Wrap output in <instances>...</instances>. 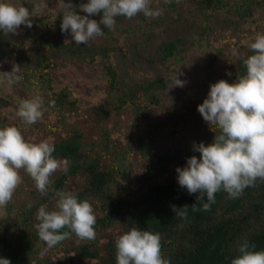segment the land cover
Wrapping results in <instances>:
<instances>
[{
  "label": "trees",
  "instance_id": "1",
  "mask_svg": "<svg viewBox=\"0 0 264 264\" xmlns=\"http://www.w3.org/2000/svg\"><path fill=\"white\" fill-rule=\"evenodd\" d=\"M64 2L69 0L26 6L32 27L21 25L8 34L0 30V128L16 126L28 142L47 140L61 164L45 194L20 170L21 184L0 207V257L10 264H117L115 241L132 227L159 233L161 255L169 264H231L244 241L250 251L264 250V180L257 179L237 198L217 192L205 211L196 199L199 193L182 188L176 172L190 156L200 157L194 143L208 145L220 134L197 106L212 83H233L246 75L244 61L253 54L249 45L264 34V0H153L150 8L161 15L117 16L112 29L102 25L104 35L84 45L61 31ZM87 2L71 0L77 11ZM102 15L90 19L99 22ZM130 47L137 60L168 74L154 77L133 61L121 75L114 57L119 52L126 57ZM194 50L201 66L188 73L183 62ZM85 65L100 74L94 103L83 102L73 82L58 76L59 69ZM15 66L19 71L12 73ZM181 70L190 82L199 71L209 80L198 79L199 92L175 86L169 93ZM37 96L46 111L36 123L25 124L17 116L19 105ZM118 155L128 161L127 169ZM58 191L92 205L95 239L73 233L48 248L39 238L38 209L56 210ZM185 205L186 217L176 215L173 206Z\"/></svg>",
  "mask_w": 264,
  "mask_h": 264
},
{
  "label": "clouds",
  "instance_id": "2",
  "mask_svg": "<svg viewBox=\"0 0 264 264\" xmlns=\"http://www.w3.org/2000/svg\"><path fill=\"white\" fill-rule=\"evenodd\" d=\"M150 2L88 0L80 4L77 11L69 0L64 2L61 31L70 32L76 45H84L104 35L102 25L112 29L117 16L131 19L140 13L151 18L161 15L159 9L150 8ZM101 12L99 22L90 19ZM30 17L32 14L27 7L0 0V30L4 33H17L21 25L32 27ZM249 47L253 54L244 61L246 75L233 83L224 79L212 83L206 98L197 106L203 119L220 129V134L215 135L214 141L208 145L194 143L193 150L198 151L200 157L192 155L187 158L185 167L176 168L179 185L189 194L198 192L196 199L205 211L215 202L217 192L223 190L229 197L237 198L257 179L264 180V34H257ZM18 71L19 66H15L11 72ZM184 84L176 73L172 87H183ZM49 106L54 107V102ZM44 111V101L37 96L21 101L17 116L30 125L40 120ZM54 151V145L47 140L39 143L26 141L16 126L0 128V207L11 201L21 184V169L34 179L42 194L48 192L52 184L50 177L61 167L52 156ZM56 195L59 197L56 210L49 211L47 205L38 209L36 228L39 238L48 248L55 247L73 233L81 240L95 239L96 215L92 205L87 200H78L71 192L58 191ZM196 206L192 205L193 210ZM27 207L31 209L32 204ZM173 210L178 216L187 215V205L182 208L173 206ZM65 228L68 231H62ZM115 245L117 264H169L161 255L159 233L132 227L117 237ZM251 247L255 248V245ZM249 248V242L244 241L239 246L240 255L231 264H264V250L250 251ZM0 264H10V260L0 257Z\"/></svg>",
  "mask_w": 264,
  "mask_h": 264
},
{
  "label": "rangeland",
  "instance_id": "3",
  "mask_svg": "<svg viewBox=\"0 0 264 264\" xmlns=\"http://www.w3.org/2000/svg\"><path fill=\"white\" fill-rule=\"evenodd\" d=\"M17 7L20 6H34L38 7L40 3L46 2L48 0H13ZM62 1V0H59ZM153 0H151L150 3H152ZM115 63H117L119 70L121 72V75H125L127 72V69L129 65L134 61L137 62L136 64L140 66L141 69L146 71L147 73L151 74L154 77L162 76L168 73H165L164 69L162 67H157L152 64H147L144 61L137 60L133 48L130 47L129 53L125 56H123L120 52L114 57ZM196 65L201 66V56L199 54L198 50L192 51L187 59L183 62V67L185 69L189 70L195 67ZM181 76V80L185 81V84L183 87L188 88L191 90V92H199V88L197 86L200 84V80L198 82V79H204L206 81L209 80L206 76L203 77L204 73L203 71H199L198 77L195 79L194 82H190L188 78H185L187 76L182 70L179 72V76ZM58 76L61 77V79L72 81L73 84L79 89V96L83 102H90L94 103L97 98V91L94 89V82L97 81L100 77L99 72L96 70L95 66L93 65H85L82 67L78 66H71V67H64L62 69L58 70ZM188 84H195L192 86H188ZM179 89L180 86H177ZM207 89V88H206ZM205 89V90H206ZM175 88L173 87L169 93L174 91ZM166 94L167 96L169 95ZM163 114L164 117H168L167 111H162L160 115ZM169 144V143H167ZM117 161L120 164V166L124 169H127L129 167L128 161L124 159L121 155L117 156Z\"/></svg>",
  "mask_w": 264,
  "mask_h": 264
}]
</instances>
